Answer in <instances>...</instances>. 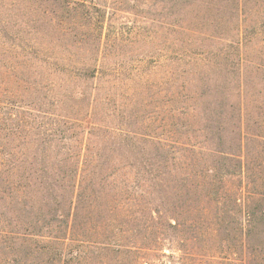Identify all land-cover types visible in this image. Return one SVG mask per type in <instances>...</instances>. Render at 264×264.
I'll use <instances>...</instances> for the list:
<instances>
[{
	"label": "rangeland",
	"instance_id": "1",
	"mask_svg": "<svg viewBox=\"0 0 264 264\" xmlns=\"http://www.w3.org/2000/svg\"><path fill=\"white\" fill-rule=\"evenodd\" d=\"M98 1L106 13L98 59L90 37L83 46L85 58L97 63L96 79L82 86L92 95L91 104L86 96L81 105H52L38 79L20 73L32 68L15 60L33 58L34 50L18 25L21 18H12V38L3 33L0 39L16 45L0 46V101L5 102L0 103V162L6 165H1L0 189L8 195V203L0 202L1 221L14 226L19 218L22 227L81 205L87 245H95L85 264H212L214 240L201 237L208 217L232 221L237 216L251 220L247 226L261 233L242 247L249 264H264V221L255 219L264 215V81L256 70L264 59V0H248L243 23L233 0ZM186 27L196 28L194 41ZM240 55L249 104L243 121L234 116L244 85L238 80ZM195 56L209 65L203 74L191 70ZM188 103L193 109L182 113ZM40 109L56 114L42 118ZM79 109L78 126L68 130L73 125L63 123L62 115ZM82 142L101 157L100 168L98 178L87 180L81 204H73L54 181L68 183L65 157ZM43 150L51 156L42 162L37 156ZM18 166L24 177L10 176L8 169ZM8 180L14 186L30 183L27 190L42 186L39 195L25 197L24 213L15 212V189H9ZM49 185L55 192L48 198ZM58 225L53 220L50 229ZM234 247L241 249L238 241L224 246ZM20 260L31 263L25 254Z\"/></svg>",
	"mask_w": 264,
	"mask_h": 264
},
{
	"label": "trees",
	"instance_id": "2",
	"mask_svg": "<svg viewBox=\"0 0 264 264\" xmlns=\"http://www.w3.org/2000/svg\"><path fill=\"white\" fill-rule=\"evenodd\" d=\"M233 1L235 2L233 8L237 15V21L243 23L246 16L243 13V7L249 2L248 0ZM203 2L209 4L213 1L203 0ZM11 10H14L15 13H9ZM205 10L208 14L211 13L212 6L207 5ZM105 14L98 0H0V39L3 38V33L12 38L15 26V21L12 18H21L20 23L17 24L22 27V33L27 41L26 44L34 50L32 51L33 58L24 55L22 60H15L18 66L25 65L27 68H32V70L29 69L28 71L21 70L20 73L26 71L23 73L24 75L33 74L38 79L37 85L47 89L52 98V105L62 104L67 106L68 101H74L76 105H81V102L84 103L86 100V96H88V102L91 104L92 95H86L82 86L96 79L97 63H95L96 60L92 62V60L85 58L83 46L88 47L87 38L90 37L93 40L92 43H89V45H93L91 53L98 56L105 40ZM186 30L189 32L187 34L189 40L192 39L194 41L195 36L193 34L196 28L186 27ZM208 30H204L203 33L208 34ZM240 36H243V34L240 33ZM35 39L36 42H34ZM0 46H5L7 49H15L16 47L11 42H0ZM18 46L21 47V45ZM237 49L239 50L240 48L237 47ZM97 56L95 55V58ZM262 57L264 58V54ZM239 58L238 80L240 83L244 82V85H240L238 90L240 101L239 105L235 106L234 116L239 121H243L249 118V104L245 89L248 84L247 70H244L242 64L243 57L240 55ZM262 61L259 64H255L258 74L261 73L259 78L264 81V63ZM189 63L192 64H190L191 70L197 74H203L204 69L209 68L206 60L201 57L195 56L193 61ZM191 75L192 72H189L187 76ZM28 80L24 79V82ZM172 96H174L172 98H175V94ZM186 99L190 100L191 103L194 102L192 100L194 97L192 96H187ZM0 103L5 104L4 101H0ZM169 105L170 111L174 110L171 102ZM189 105L190 103L182 105L181 112L184 113V109H187V107L193 109ZM40 111L42 112V118L54 117L56 114L55 111L50 110L40 109ZM79 112L80 109L78 111L71 110L69 115H62L63 123L66 125L71 123L73 125L68 130H74L78 126L76 120H79L77 117ZM48 130H52V128H48ZM74 136H80V134L71 135L70 138H74ZM166 140H170V138H166ZM83 145L82 142L77 151L68 153L67 157H65L64 162L68 163L71 168V173L65 176V179H67L69 175L68 183H60L58 180L54 181L56 187L69 194L72 199L71 203L78 202V204H81L83 197L87 195V180L89 178L92 180L98 178L97 170L100 168L101 157L98 154L89 152ZM226 152L230 153V151ZM50 156L51 152L47 153V151L43 150L42 153H39L37 159L43 162ZM239 163L240 165L242 164V162ZM1 165L6 166L5 163L2 164L0 162V169H2ZM149 169L150 171L153 170V163L149 164ZM8 173L12 177H24L20 175L19 166L8 169ZM14 184L11 180L6 182L9 189H15V194L12 197V202L16 204L14 206L16 208L15 212L22 211L24 213L26 210L25 197L32 192L39 195L42 186L34 190H27L30 187V183L25 185L19 183L16 186ZM54 192L55 189H52V186L49 185L46 188V194L44 193L45 195H43L48 198L54 197ZM30 196H32L33 201L34 196ZM175 196H178V193H175ZM7 199L8 195H6L4 190L0 189V202L8 203ZM83 209L81 205L72 206L69 213H62L60 217L52 219L50 215L42 216L41 221H28L22 227H18L17 221H19V218L14 221L15 224L13 223L14 226H12L8 221H1L3 219L0 217V264H22L24 262V260H20L22 254L31 258V263L29 264H85L89 248L95 245H87L89 241L85 239L84 223L81 225L79 217V211ZM255 219H258L257 222H260V220L264 221V215L256 216ZM255 219L253 218L252 221ZM53 220L59 221L57 229H50ZM207 220L209 224L201 232V237L214 240V254L211 255L214 258L211 263L249 264L247 255H245L242 247H244L245 241L250 243L251 235L254 233L256 235L261 234L258 230L250 229L251 224L247 226V222L251 220L242 219L240 221L237 216H232V221H228L226 217L222 220L218 216L215 217V220L209 217ZM234 241H238L241 247L240 250L235 247L224 248L227 243H234ZM105 245L109 247L111 243ZM203 256L201 255V257ZM198 264L205 263L199 261Z\"/></svg>",
	"mask_w": 264,
	"mask_h": 264
}]
</instances>
